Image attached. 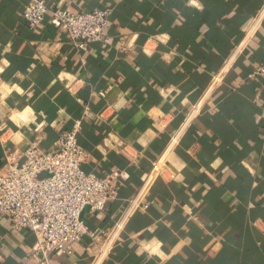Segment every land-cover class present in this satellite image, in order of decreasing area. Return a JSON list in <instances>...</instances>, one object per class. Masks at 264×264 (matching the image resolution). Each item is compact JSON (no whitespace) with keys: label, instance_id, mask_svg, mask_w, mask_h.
Segmentation results:
<instances>
[{"label":"crops","instance_id":"1","mask_svg":"<svg viewBox=\"0 0 264 264\" xmlns=\"http://www.w3.org/2000/svg\"><path fill=\"white\" fill-rule=\"evenodd\" d=\"M29 2L0 0V172L76 131L86 173H120L83 213L95 234L49 264H264V0H46L111 11L86 52L49 20L30 30ZM162 157L177 179L131 207ZM34 243L0 217V264H38Z\"/></svg>","mask_w":264,"mask_h":264},{"label":"built area","instance_id":"2","mask_svg":"<svg viewBox=\"0 0 264 264\" xmlns=\"http://www.w3.org/2000/svg\"><path fill=\"white\" fill-rule=\"evenodd\" d=\"M110 14L108 9L83 13L53 10L46 0H30L23 21L30 30H35L49 20L67 33L78 52H86L90 45L109 43ZM259 78H264V64L248 76L249 80ZM213 80L215 84L221 82L219 75ZM23 157V162L9 161L6 172H0V217L8 219L13 231L31 232L35 238L32 258L38 264H49L53 253L71 256L75 243L95 234L83 219V213L87 209L91 214L103 212L117 200L116 180L120 173L103 178L86 173L83 165L88 154L79 144L76 131L63 134L53 154L41 152L36 142L27 147ZM157 179H177L175 173L168 171L164 157L153 163L147 181L130 202L131 207L143 200Z\"/></svg>","mask_w":264,"mask_h":264}]
</instances>
